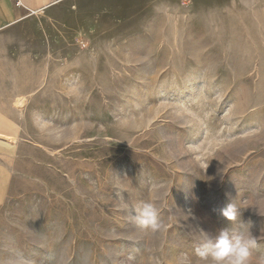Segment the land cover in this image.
Returning <instances> with one entry per match:
<instances>
[{"label": "rangeland", "instance_id": "374dc122", "mask_svg": "<svg viewBox=\"0 0 264 264\" xmlns=\"http://www.w3.org/2000/svg\"><path fill=\"white\" fill-rule=\"evenodd\" d=\"M0 44L31 93L0 141V264H202L224 227L264 264V216L221 214L264 210V0H65Z\"/></svg>", "mask_w": 264, "mask_h": 264}, {"label": "clouds", "instance_id": "9594fccd", "mask_svg": "<svg viewBox=\"0 0 264 264\" xmlns=\"http://www.w3.org/2000/svg\"><path fill=\"white\" fill-rule=\"evenodd\" d=\"M208 165H205L207 167ZM137 223L144 228L155 230L158 210L152 202L142 201L134 205ZM244 210H252L264 216V210L252 204L241 202L229 203L221 209V214L229 221H235L242 216ZM256 246V239L235 227H224L215 234L202 231L195 240L194 251L202 264H250L251 249Z\"/></svg>", "mask_w": 264, "mask_h": 264}, {"label": "crops", "instance_id": "0c3cea01", "mask_svg": "<svg viewBox=\"0 0 264 264\" xmlns=\"http://www.w3.org/2000/svg\"><path fill=\"white\" fill-rule=\"evenodd\" d=\"M65 0H0V38L2 32L12 27L19 22L26 20L35 13L46 11L54 4L63 2ZM0 48L2 45L0 44ZM4 53L0 49V62H3ZM16 82L5 81V70L3 65L0 64V141L7 143L13 142V131L17 128V135L21 127V114L24 112L27 104L30 101V92H21L19 90H12L11 85ZM23 98L25 99L24 107ZM11 137L8 140L6 137ZM6 140V141H3ZM4 166V164H0ZM0 166V185L8 181L9 174L3 167ZM10 189L9 182L7 191Z\"/></svg>", "mask_w": 264, "mask_h": 264}, {"label": "bare ground", "instance_id": "6f19581e", "mask_svg": "<svg viewBox=\"0 0 264 264\" xmlns=\"http://www.w3.org/2000/svg\"><path fill=\"white\" fill-rule=\"evenodd\" d=\"M6 138H7L8 140H12V138H11V137H8V136H7Z\"/></svg>", "mask_w": 264, "mask_h": 264}]
</instances>
